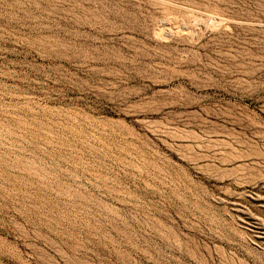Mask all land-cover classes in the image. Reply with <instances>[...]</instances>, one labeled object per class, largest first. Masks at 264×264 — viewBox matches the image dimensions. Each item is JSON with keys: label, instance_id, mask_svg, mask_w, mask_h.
Listing matches in <instances>:
<instances>
[{"label": "rangeland", "instance_id": "rangeland-1", "mask_svg": "<svg viewBox=\"0 0 264 264\" xmlns=\"http://www.w3.org/2000/svg\"><path fill=\"white\" fill-rule=\"evenodd\" d=\"M0 264H264V0H0Z\"/></svg>", "mask_w": 264, "mask_h": 264}, {"label": "bare ground", "instance_id": "bare-ground-1", "mask_svg": "<svg viewBox=\"0 0 264 264\" xmlns=\"http://www.w3.org/2000/svg\"><path fill=\"white\" fill-rule=\"evenodd\" d=\"M22 82V81H21ZM12 94H14V93H12ZM2 95V94H1ZM8 95V94H7ZM17 95V94H16ZM21 95V94H20ZM22 96V95H21ZM3 101V100H2ZM18 107V106H17ZM25 110V109H24ZM24 113V112H23ZM20 115V114H19ZM7 116H9V115H7ZM24 118V117H23ZM28 119V118H27ZM7 120H8V118H7ZM9 120H10V118H9ZM11 120H13V119H11ZM26 121V120H25ZM33 121V120H32ZM21 122V121H20ZM24 122V121H23ZM30 122V121H29ZM35 125V124H34ZM5 169H7V168H5ZM2 170V169H1ZM3 171V170H2ZM5 172H6V170H4ZM2 173V172H1ZM9 178V177H8ZM7 178V179H8ZM33 180V179H32ZM11 181V180H10ZM9 181V182H10ZM29 181H30V179H29ZM28 182V181H27ZM29 183V182H28ZM11 184V183H10ZM19 185V184H18ZM30 185H31V182H30ZM13 186V185H12ZM16 186V185H15ZM16 188H18V187H16ZM15 188V189H16ZM20 189V188H19ZM38 195V194H37ZM44 195V194H43ZM36 195H34V197H35ZM40 197V196H39ZM38 198V197H37ZM35 200V199H34ZM78 202H79V200H78ZM34 203V202H33ZM51 206V205H50ZM49 209V208H48Z\"/></svg>", "mask_w": 264, "mask_h": 264}]
</instances>
